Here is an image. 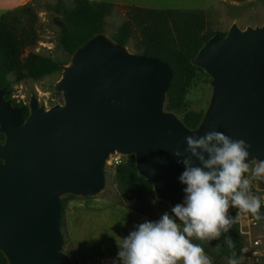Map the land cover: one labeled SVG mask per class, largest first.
I'll return each mask as SVG.
<instances>
[{
	"label": "water",
	"instance_id": "95a60500",
	"mask_svg": "<svg viewBox=\"0 0 264 264\" xmlns=\"http://www.w3.org/2000/svg\"><path fill=\"white\" fill-rule=\"evenodd\" d=\"M190 62L214 88L196 129L164 110L174 69L105 34L63 67L56 90L64 104L45 109L32 97L25 117L26 108L0 87V252L8 264H72L63 252L60 197L99 194L111 155H133L138 175L172 207L185 196V169L173 155H188L185 137L215 130L251 145L248 163L264 161V25H233ZM228 216L233 220L230 210Z\"/></svg>",
	"mask_w": 264,
	"mask_h": 264
},
{
	"label": "rangeland",
	"instance_id": "374dc122",
	"mask_svg": "<svg viewBox=\"0 0 264 264\" xmlns=\"http://www.w3.org/2000/svg\"><path fill=\"white\" fill-rule=\"evenodd\" d=\"M94 2H110L115 5L113 12L106 18L105 35L112 38L113 33L126 20L128 7L137 6L154 9H177V10H193L201 13L204 20V34L207 35H226L233 25L240 30L248 27L257 28L264 25V0H90ZM63 6L72 9L75 6V0H61ZM59 0H31L23 6L2 13L0 19L7 22L17 32L19 38L24 41V52L21 56L23 61L30 52L51 57L61 64V71L44 77L40 80L31 78H21L16 73L8 76L10 94L7 96L12 100L13 105L25 107L29 110V104L32 97L38 99L39 105L45 109H49L55 105L64 104V94L56 90V84L62 78L63 67L69 66L72 62L73 55L65 52L60 43L61 29L57 24L60 14L57 12ZM139 39H132L130 45L127 46L130 52L138 53ZM197 68V67H196ZM189 83L184 86V104L183 112L195 111L203 113V118L209 111L214 94V88L211 84L212 77L206 74L203 69L198 68L191 72ZM174 78V77H173ZM173 81V80H172ZM164 110L174 113L181 121L182 113H175L166 109ZM183 122V121H182ZM1 134V133H0ZM4 141V140H3ZM3 141H0L1 143ZM121 157V164L128 161L130 156L124 154L111 155L106 161L105 168V186L104 189L96 196H80L71 193L61 195V201H65L66 210L68 203L73 199L96 200L102 199L114 204L120 200L119 187L116 182V167L111 163L113 156ZM135 160V157H134ZM257 161L250 163V170L245 173V178L249 179L252 195H262L264 193V177H254L251 169L256 166ZM148 206L149 213L159 219L165 212L171 213L172 206L153 195L149 196ZM233 215L237 216L238 209H229ZM260 219L249 213H240L237 217L240 239L243 245L249 244L250 241L260 239L264 243V209L259 210ZM131 231V230H130ZM132 232V231H131ZM193 243L200 245L207 253H205L211 264H229V259L222 255L217 246L222 243L221 239L217 240H197L192 239ZM108 243V242H107ZM105 245H108L105 243ZM243 246V248H244ZM98 250V249H97ZM243 250V249H242ZM63 252L70 259L71 263H75V254L72 244L67 238V243L63 247ZM98 252V251H96ZM93 252L86 250L85 255H91ZM241 258L238 264L241 263Z\"/></svg>",
	"mask_w": 264,
	"mask_h": 264
},
{
	"label": "trees",
	"instance_id": "16d2710c",
	"mask_svg": "<svg viewBox=\"0 0 264 264\" xmlns=\"http://www.w3.org/2000/svg\"><path fill=\"white\" fill-rule=\"evenodd\" d=\"M114 8L115 5L110 2L75 0L74 8L67 9L59 0L57 12L60 18L56 22L61 29L60 43L63 50L73 55L95 37L105 34L106 18ZM203 32L204 20L198 11L132 6L128 7L126 20L112 35V39L122 46H128L132 39L138 38L140 40L138 53L158 57L174 69V78L167 93L166 109L177 114L182 113V121L190 129H196L200 125L203 113L182 111L184 86L189 83V74L198 70L191 64V59L197 55L204 42L213 36ZM24 47V41L19 38L15 29L0 19V87H10L8 76L12 73H16L19 79L40 80L61 71V64L56 60L34 52H30L21 61ZM28 114L29 110L26 108L25 117ZM3 140L4 136L0 134V141ZM115 172L120 200L114 204L159 220L149 213L150 207L147 204L149 196L153 195V186L138 175L134 156H130L126 163L117 166ZM62 207L61 229L65 245L67 238L70 243L71 240L66 224V204L63 200ZM233 220L231 231L222 233L220 237L222 243L217 250L229 261L235 259L238 264L244 245L240 239L235 214ZM225 237L231 239V245L225 243ZM73 252L76 257L74 248ZM204 252L207 253L205 250ZM0 264H8L1 252ZM74 264H78V261L76 260Z\"/></svg>",
	"mask_w": 264,
	"mask_h": 264
},
{
	"label": "clouds",
	"instance_id": "9594fccd",
	"mask_svg": "<svg viewBox=\"0 0 264 264\" xmlns=\"http://www.w3.org/2000/svg\"><path fill=\"white\" fill-rule=\"evenodd\" d=\"M185 141L188 155L178 149L173 152L185 169L179 177L186 186L183 203L155 222L137 225L117 244L113 264H211L204 249L192 243L193 238L212 241L227 233L234 221L228 216L230 208L238 209L237 217L242 212L260 219V198L251 194L250 181L245 178L251 145L215 130L187 136ZM251 171L254 177H264V161H257ZM225 243L232 241L225 237ZM229 264L237 262L231 259Z\"/></svg>",
	"mask_w": 264,
	"mask_h": 264
},
{
	"label": "crops",
	"instance_id": "0c3cea01",
	"mask_svg": "<svg viewBox=\"0 0 264 264\" xmlns=\"http://www.w3.org/2000/svg\"><path fill=\"white\" fill-rule=\"evenodd\" d=\"M30 1L0 0V16ZM145 221L157 220L102 199L70 200L66 224L78 264H113L117 244ZM86 250L93 253L85 255Z\"/></svg>",
	"mask_w": 264,
	"mask_h": 264
},
{
	"label": "built area",
	"instance_id": "2783aa9c",
	"mask_svg": "<svg viewBox=\"0 0 264 264\" xmlns=\"http://www.w3.org/2000/svg\"><path fill=\"white\" fill-rule=\"evenodd\" d=\"M122 162L120 156H113L111 163L113 166L120 165ZM260 198L261 209H264V193L256 195ZM242 264H264V243L260 239L252 240L246 244L242 250Z\"/></svg>",
	"mask_w": 264,
	"mask_h": 264
}]
</instances>
